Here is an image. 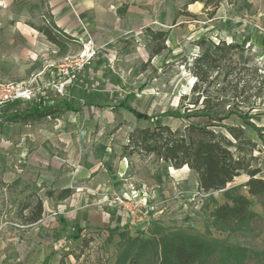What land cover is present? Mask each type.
<instances>
[{"label":"rangeland","instance_id":"obj_1","mask_svg":"<svg viewBox=\"0 0 264 264\" xmlns=\"http://www.w3.org/2000/svg\"><path fill=\"white\" fill-rule=\"evenodd\" d=\"M190 1L154 0L150 5L157 19L160 14L171 18L166 27L152 25L155 31L170 30L167 49L153 59L146 28L129 32L92 29L80 21L81 29L70 31L75 38L70 43L71 51L57 58L47 70L50 80L61 81V57L87 49L94 51L90 63L76 74L64 94L50 85L52 89L45 97L0 108V262L58 264L67 254L66 264H115L122 240L128 236L150 239L157 228L189 229L208 239L264 252V197L252 198L259 216L250 234L230 235L210 216L213 208L230 203L233 196H249L248 175L242 174L223 190L205 193L199 191L197 174L188 167L176 169L152 156H121L123 145L136 128L167 124L176 129L184 125L169 112L182 110L180 97L190 92L196 80L181 60L201 51L196 44L199 39L208 44L226 40L252 46L251 55L264 62V0H222L213 18L203 11V4L196 10L192 5L199 2L188 5ZM128 3L125 1L116 10H127ZM0 6L12 12L11 22H6L5 27L0 24V52L10 53L18 63V55L28 46L21 34L45 24L50 3L4 0ZM178 11L182 15L175 22ZM187 12L191 16L185 15ZM0 19L3 21V15ZM33 34L36 44L37 33ZM244 58L245 54L240 55L239 61ZM40 99L46 106L56 108L55 115L32 124L5 122L4 116L27 109ZM123 100L146 117L139 119L117 107ZM65 102L80 111L67 112L63 109ZM253 114H258L253 121L264 127V100ZM227 123L241 121L232 118ZM246 132L258 144L253 165L261 168L259 177L264 178V143L250 128ZM63 173L65 185L72 190L76 191L77 184L92 186L94 192L83 187L79 190L100 198L96 201L88 197L86 202L75 200L71 204L58 200V191L53 188ZM121 187L127 190L119 191ZM50 191L53 196H49ZM119 194L146 202L142 220H134L112 202ZM38 199L43 202V213L35 211ZM27 202L31 208L23 211V220L19 216ZM88 212L123 220L74 231L90 240L83 249L79 241L71 238L72 228L64 226V221L68 217L74 221ZM151 264H160V259ZM248 264L264 261L251 260Z\"/></svg>","mask_w":264,"mask_h":264},{"label":"trees","instance_id":"obj_2","mask_svg":"<svg viewBox=\"0 0 264 264\" xmlns=\"http://www.w3.org/2000/svg\"><path fill=\"white\" fill-rule=\"evenodd\" d=\"M196 2L203 4V11L213 18L222 0H191L188 5ZM181 15L180 11L176 13L175 22ZM185 15L191 16L189 12ZM35 29L61 50H65L68 41L74 39L53 22ZM145 31L150 37V59H153L167 49L170 30L155 31L147 27ZM196 44L201 51L190 59L183 57L181 60L196 80L190 92L180 97L182 110L169 112L184 125L176 129L167 124L136 128L123 145L121 156H152L176 169L188 167L197 174L199 191L205 193L223 190L235 178L248 175L249 196H233L230 203L213 208L210 216L230 235L250 234L259 216L253 209L252 198L260 200L264 197V178L259 177L261 168L253 165L257 160L254 152L258 144L247 134L246 128L255 132L264 143V127L253 121L258 115L253 112L264 100V62L251 55L252 46L246 47L239 42L220 40L208 44L201 38ZM242 54L245 58L240 62ZM64 107L76 109L68 103ZM117 107L127 109L139 119L146 117L126 100ZM56 111L55 107L40 101L30 108L4 116V119L12 123L36 122L55 115ZM232 118L240 120L241 124H228ZM69 194L70 189H65L58 197L64 199ZM49 195L53 192L50 191ZM29 208L31 204L28 202L22 205L21 219L24 220L23 211ZM35 211L43 213L41 199L37 200ZM80 229L75 227L71 238L79 241L84 249L90 240L74 232ZM74 256L79 257V254ZM66 257L67 254L63 255L58 264H66ZM159 259L160 264H248L251 260L263 262L264 252L253 251L241 244L208 239L191 233L189 229L167 231L157 228L152 231L150 239L128 236L122 240L118 244L115 264H151Z\"/></svg>","mask_w":264,"mask_h":264},{"label":"crops","instance_id":"obj_3","mask_svg":"<svg viewBox=\"0 0 264 264\" xmlns=\"http://www.w3.org/2000/svg\"><path fill=\"white\" fill-rule=\"evenodd\" d=\"M50 3V10L47 12V16L44 15L45 24H50L53 22L59 27L61 30L69 34L73 37L70 33L71 30L74 29H81L80 21L84 24L86 23L87 26H90L92 29L94 28H104L107 30H125L127 32L133 31L139 28H147L152 27V25H159L160 27H166L171 18H167L165 14H160L156 16L155 9L150 6L154 3V0H48ZM129 1V6L127 10H116L117 8L121 7L124 2ZM4 0H0V5H2ZM113 2V3H112ZM1 7V6H0ZM0 15H3V21L0 19V24L3 25L1 27H5L7 25L6 22L10 23L12 20V12L10 10H6V8H0ZM49 15L51 17H49ZM174 17V13H173ZM48 18V19H47ZM50 19V20H49ZM2 21V22H1ZM44 24V25H45ZM154 29V28H153ZM9 30L11 31L10 27ZM29 32L25 30L24 34H21L22 37L27 40L26 45H28L26 50L20 53L18 63L17 59L13 58V55L10 53L0 52V79L11 80L12 78H16L18 80H11V81H30L33 80V84L35 86H44L48 82H50V78L48 76L47 70L50 68L49 66L53 63L57 62V58L61 55L68 53L71 51L70 43L75 41V38L72 41H68L67 48L65 50H61V48L50 42L46 36L39 32L38 30H31ZM37 33L35 42L34 43V34ZM64 57V56H63ZM61 57V58H63ZM38 68V69H37ZM36 70V71H35ZM52 87H45L42 93L38 94L34 99L37 97H45L47 93H49ZM54 91H56L54 89ZM43 99H40L42 101ZM43 103L45 101L43 100ZM68 102H65V106ZM68 105H71L68 103ZM33 106V105H32ZM73 106V105H71ZM76 108L75 106H73ZM30 108V107H29ZM67 112H79L80 108H76L75 110H69L66 107L63 108ZM51 117V116H48ZM46 117V118H48ZM43 118L42 120L46 119ZM29 122L24 124H32L41 122ZM12 123V122H11ZM19 124V123H14ZM27 137V135H25ZM28 139V138H25ZM59 146V145H58ZM66 172V171H65ZM65 173L61 174L57 181V185L53 188V191H58L59 193L65 189H70V194L64 199L58 200L64 201L67 200L68 204H71L72 201L78 200L80 203L86 202L87 198L89 197L91 200H98L97 195H89L84 194V191H80L79 189L86 188L90 189L91 191H95V187L92 186H85L77 184L76 191L72 190L70 186L65 185L64 178ZM110 184V183H109ZM80 186V187H79ZM105 189V188H104ZM108 189V188H106ZM120 188L119 191L125 192L126 188ZM110 191V190H109ZM54 195V192H53ZM49 195V196H53ZM107 209H109L107 207ZM85 216L82 218H74V221L68 217L64 221L66 225H69V228L72 230L75 227H85V226H101L107 225L108 223H120V220H116L117 217L114 216L112 220L108 217H102L100 215L91 214L90 212L85 213ZM128 215V214H127ZM147 217V216H146ZM143 219V218H142ZM141 219V220H142ZM73 223V224H71ZM0 264H4L0 262Z\"/></svg>","mask_w":264,"mask_h":264},{"label":"built area","instance_id":"obj_4","mask_svg":"<svg viewBox=\"0 0 264 264\" xmlns=\"http://www.w3.org/2000/svg\"><path fill=\"white\" fill-rule=\"evenodd\" d=\"M93 56L94 51L92 49L84 50L78 55L64 56L58 65L62 80L58 82L51 80L44 86H35L33 80L11 81L0 79V108L18 101H32L38 94L43 92L45 87L50 85L54 87L57 93L63 95L66 86L73 82L76 74L90 63ZM112 202L125 209L127 214L134 220H141L145 216L143 215V208L146 206V202L134 196L130 198L125 195H115Z\"/></svg>","mask_w":264,"mask_h":264},{"label":"bare ground","instance_id":"obj_5","mask_svg":"<svg viewBox=\"0 0 264 264\" xmlns=\"http://www.w3.org/2000/svg\"><path fill=\"white\" fill-rule=\"evenodd\" d=\"M200 6H201L200 3H197V5H192V7H193L194 9H196V10L199 9ZM171 169H172V168H171ZM173 169H174V168H173ZM238 178H239V177H237V178H235V179H238ZM229 184H230V183H229ZM229 184H228V185H229ZM228 185H227V186H228Z\"/></svg>","mask_w":264,"mask_h":264},{"label":"water","instance_id":"obj_6","mask_svg":"<svg viewBox=\"0 0 264 264\" xmlns=\"http://www.w3.org/2000/svg\"><path fill=\"white\" fill-rule=\"evenodd\" d=\"M194 5H197V4H194ZM202 5V4H201ZM249 177V176H248Z\"/></svg>","mask_w":264,"mask_h":264}]
</instances>
